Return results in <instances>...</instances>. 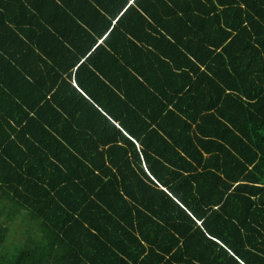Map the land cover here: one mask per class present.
Wrapping results in <instances>:
<instances>
[{
    "label": "trees",
    "instance_id": "16d2710c",
    "mask_svg": "<svg viewBox=\"0 0 264 264\" xmlns=\"http://www.w3.org/2000/svg\"><path fill=\"white\" fill-rule=\"evenodd\" d=\"M263 95L264 0H0V264H264Z\"/></svg>",
    "mask_w": 264,
    "mask_h": 264
},
{
    "label": "rangeland",
    "instance_id": "374dc122",
    "mask_svg": "<svg viewBox=\"0 0 264 264\" xmlns=\"http://www.w3.org/2000/svg\"><path fill=\"white\" fill-rule=\"evenodd\" d=\"M0 223L8 228L7 240H5L8 247L13 242H19L22 239L28 237L34 231L33 222L27 217L24 219L21 216H17L14 219L0 215ZM31 228V229H30Z\"/></svg>",
    "mask_w": 264,
    "mask_h": 264
},
{
    "label": "bare ground",
    "instance_id": "6f19581e",
    "mask_svg": "<svg viewBox=\"0 0 264 264\" xmlns=\"http://www.w3.org/2000/svg\"><path fill=\"white\" fill-rule=\"evenodd\" d=\"M96 3V2H95ZM72 4V3H71ZM54 25V24H53ZM84 63V62H83ZM233 67V66H232ZM235 71V70H234ZM226 74V73H225ZM228 74V73H227ZM231 75V74H230ZM233 75V74H232ZM115 81V80H114ZM118 82V81H117ZM76 85V84H75ZM264 96V95H263ZM264 106V105H263ZM183 115V114H182ZM139 117V116H138ZM141 118V117H140ZM262 118V117H261ZM142 119H144L143 117H142ZM141 119V120H142ZM146 121V120H145ZM151 121V120H150ZM200 121V120H199ZM141 122V121H140ZM154 122V121H153ZM220 122V121H219ZM247 122V121H246ZM145 123V122H144ZM143 124V123H142ZM145 125V124H144ZM140 126V125H139ZM143 126V125H142ZM245 126V125H244ZM147 127V126H146ZM263 128V127H262ZM137 129V128H136ZM127 130V129H126ZM139 130V129H138ZM149 132V131H148ZM132 133V132H131ZM164 133V132H163ZM254 135V134H253ZM133 136H134V134H133ZM255 138V137H254ZM209 139V138H208ZM257 146V145H256ZM133 147V146H132ZM245 147V146H244ZM38 156V155H37ZM36 158V157H35ZM263 159V158H262ZM258 161V160H257ZM154 162V161H153ZM205 162V161H204ZM152 164H154V163H152ZM260 165V164H259ZM140 169V168H139ZM235 169V168H234ZM216 171V170H215ZM255 178V177H254ZM257 179V178H256ZM242 184V183H241ZM4 193V192H3ZM262 195H263V193H262ZM262 200V199H261ZM254 201V200H253ZM263 202V201H262ZM95 204V203H94ZM93 206V205H92ZM259 207V206H258ZM263 215V214H262ZM262 217V216H261ZM62 221V220H61ZM98 228V227H97ZM101 232V231H100ZM60 233V232H59ZM53 238V237H52ZM83 242V241H82ZM51 245H53V244H51ZM84 245H86V244H84ZM50 246V245H49ZM48 248V247H47ZM214 248V247H213ZM50 249V248H49ZM52 250V249H51ZM49 251V250H48ZM196 256V255H195ZM198 258V257H197ZM87 260V259H86ZM55 262V261H54ZM20 264V263H19Z\"/></svg>",
    "mask_w": 264,
    "mask_h": 264
}]
</instances>
